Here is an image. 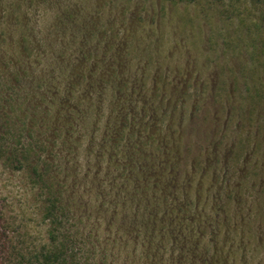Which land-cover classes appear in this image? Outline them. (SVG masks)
<instances>
[{"label": "rangeland", "instance_id": "rangeland-1", "mask_svg": "<svg viewBox=\"0 0 264 264\" xmlns=\"http://www.w3.org/2000/svg\"><path fill=\"white\" fill-rule=\"evenodd\" d=\"M96 16L107 38L88 43ZM125 37L137 113L120 128L124 109L98 102L91 76L107 79L102 53L115 65ZM55 101L72 118L63 131L54 114L43 120ZM10 102L48 121L43 146ZM135 143L144 155H130ZM0 144V244L27 258L58 235L74 264H264V0H0ZM52 193L61 227L45 213Z\"/></svg>", "mask_w": 264, "mask_h": 264}, {"label": "trees", "instance_id": "trees-1", "mask_svg": "<svg viewBox=\"0 0 264 264\" xmlns=\"http://www.w3.org/2000/svg\"><path fill=\"white\" fill-rule=\"evenodd\" d=\"M258 2H260L261 0H257ZM97 6V5H96ZM102 4H99V7H101ZM96 23L95 25H93L89 30H87L84 35L87 37V41L88 43L90 42L89 40H91V38L95 35H99V37L101 38H107L106 37V30L103 28H100L101 23L97 22L99 21L98 16H96ZM107 25L110 26L112 28V25H115L114 21L108 20L107 21ZM117 36H115L113 39H107V46H106V50L110 51V47L112 44V41H114V39H116ZM125 39V40H124ZM124 39H122V45L119 46L116 49V58H117V62L114 64H111V62L106 61L105 62V56L107 55V51H103L102 53V59H100V64L103 65L104 69L106 71H104L105 73H107V79L104 80L103 76L99 77V74H97V76L92 75L91 79L93 80L92 82H95V84L97 85V87L99 88L97 95L99 94L100 96L98 97V102L99 100L101 101V103L103 104L104 100L106 99L107 101V105L109 106L110 110L114 107H117L119 110L124 109V113L123 115L120 117L119 121L122 122L120 128H126L127 126H129V122H130V118H129V113H131L132 111H134V113H137V111L134 110V106L131 103V98L127 95H125V93H127V83H128V79L123 80V77L125 74H127L128 70L127 67L130 63V54L134 53L136 50V46L132 45V43H135V38H128L125 37ZM120 48V49H119ZM28 48L25 47L23 49V55H26L28 53ZM125 51V52H124ZM91 49L87 51L86 53V57L82 56L81 60L79 61V63H83L85 62V60H87L90 56H91ZM104 57V58H103ZM108 62V63H107ZM96 66V65H95ZM95 66L92 67L91 70L95 69ZM97 69V67H96ZM74 73V72H73ZM110 73V75H109ZM16 79L18 81H20V79L22 78L23 80V76L21 73H17L16 74ZM90 77V76H88ZM87 78V77H86ZM83 79V76L80 75L78 76V80L79 82ZM22 80L20 82H22ZM112 82H114L112 84ZM13 81L9 80V84H12ZM112 84V85H109ZM74 86V85H73ZM115 97V105L113 103V99ZM123 98H126L127 100V109L125 108L124 104L122 103ZM17 105L19 108H16L15 105ZM9 104L10 109L15 113L16 111H20L23 113L24 117L27 118L28 123H29V127L27 132H29L31 135H33L35 137V144L39 145V146H43L44 142L41 141V137L45 135V132L49 129V126L47 125L48 121H43L46 117L51 116L54 114V116L56 117L57 123L60 124V128L58 131L62 130V127H68L70 124H72V118L70 117V114L64 110V106L62 103L55 101L54 102V106L52 107L53 111H46L45 116L43 118V120H41L37 113H31L30 114V109L28 107L25 106V104L23 103H16L14 102ZM97 105V102L95 103ZM95 105V106H96ZM95 106H89V109L92 108V110H94L96 108V111L98 113V109ZM91 110V111H92ZM128 111V112H127ZM19 117V115H17ZM85 120V119H84ZM88 126L92 127V124L89 122L88 119ZM58 131H54V133L52 134V142L56 141V139H54V137L56 136ZM122 131V130H121ZM134 134L137 136V134L139 133V130H135L133 129ZM63 138V137H62ZM71 146H72V151L74 153L76 152V149L80 148V144H79V140H75V141H71ZM63 145H68L67 142H62ZM32 146V142L30 144ZM29 148V144L27 143L26 146H24L22 148V150H20L19 152L16 153V151L13 153V156L16 158H18V162L20 164H23L25 157L28 155V150L26 149ZM132 150L130 155H137L139 156L140 151L142 150V148H139L138 144L135 143L134 146H132ZM92 150H93V142H88L85 147H84V152L86 154L91 155L92 154ZM181 140L180 138L177 137V142L175 143V148H174V152L172 154L169 155V159L170 161L167 163L165 170L167 171V175L172 176L171 178V182L170 183H176L179 181L180 179V167H181ZM141 153L144 155L146 152L145 151H141ZM5 154V149L3 144H0V155ZM154 159V157H153ZM34 174H36L38 176V178H42V174L39 172L37 166H34L32 168ZM75 169H71V172L74 173ZM137 172H140V177L141 180H144L148 177V172H146L143 168H138ZM162 175V173H160ZM130 178H136L137 176L133 177L131 175ZM191 187H188V190ZM202 189V188H201ZM200 190H198L199 196H200ZM191 195V194H190ZM55 194L52 193L51 198L53 199L52 202V206L48 207L49 209H46V215L47 217H54L55 218V224H57L58 226L61 227V224L57 221L58 220V215L56 213V211H54L55 208V203L60 202V199H57L54 197ZM186 197H190L188 196V194L186 195ZM193 200V199H192ZM201 200V196L197 197V203L200 202ZM204 201L203 199L201 200V202ZM200 202V203H201ZM196 203V204H197ZM70 205H72V202L70 203ZM54 207V208H52ZM180 207H182V205H180ZM184 208L186 209V205H184ZM179 210H183V209H179ZM156 211V210H155ZM83 219V218H82ZM207 220V219H206ZM95 223H97L95 221ZM89 236V235H88ZM48 241H49V247L45 246L43 247V249L38 252L37 254H32L31 256H29V258H27L24 254L21 253V248L17 247L16 245H13V243L11 242H7V239L5 237V235L3 236V240H5V243L0 244V264H74V261H68L66 253H67V249L66 247H64V245L61 246H57L56 245V241L58 240V235H49L48 236ZM1 240V239H0ZM199 240V238L197 239ZM95 248L93 247L92 250H94Z\"/></svg>", "mask_w": 264, "mask_h": 264}]
</instances>
